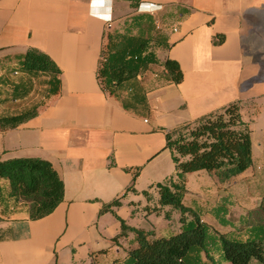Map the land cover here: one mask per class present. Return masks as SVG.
I'll list each match as a JSON object with an SVG mask.
<instances>
[{
  "label": "crops",
  "instance_id": "obj_1",
  "mask_svg": "<svg viewBox=\"0 0 264 264\" xmlns=\"http://www.w3.org/2000/svg\"><path fill=\"white\" fill-rule=\"evenodd\" d=\"M141 3L165 15L156 22L167 45L156 54L177 60L183 80H169L154 63L116 96L98 78L108 1L0 0V116L38 107L35 117L0 130V158L49 160L65 184L55 211L31 220L0 177V228L17 232L0 239V264L122 263L137 242L134 231L120 235L118 217L155 237L180 232V212L161 206L157 187L177 173L167 135L232 102L251 129L252 164L224 183L204 169L188 172L183 202L216 232L232 234L264 198V0ZM31 48L55 61L56 78L22 72ZM116 198L120 206L100 212Z\"/></svg>",
  "mask_w": 264,
  "mask_h": 264
},
{
  "label": "trees",
  "instance_id": "obj_2",
  "mask_svg": "<svg viewBox=\"0 0 264 264\" xmlns=\"http://www.w3.org/2000/svg\"><path fill=\"white\" fill-rule=\"evenodd\" d=\"M130 1L137 6L138 0ZM125 25L123 30H111L110 26L105 33L98 69L103 90L117 96L124 82L137 78L154 63L165 67L169 80L180 83L183 71L179 62L171 58L160 61L157 57L156 49L166 46L167 38L159 31L156 17L134 14ZM21 70L31 76L50 74L52 78L60 73L55 61L37 48L24 54ZM37 114L38 107L34 106L17 114L2 115L0 130L15 128ZM167 148L172 152L177 173L158 183L160 204L180 212L182 229L168 237H153L152 231L131 227L117 216L122 226L120 235L134 231L137 245L129 250L125 261L114 264H205L203 255L212 264H264V198L251 212L253 218L232 234L216 232L196 209L183 202L188 172L204 169L224 183L252 164L251 129L243 120L240 102H232L168 133ZM0 177L8 180L11 196L28 206L31 220L51 214L64 199V181L49 160L0 158ZM129 189L135 190L133 186ZM121 204V199L116 198L100 212ZM166 216L170 217L168 213Z\"/></svg>",
  "mask_w": 264,
  "mask_h": 264
},
{
  "label": "rangeland",
  "instance_id": "obj_3",
  "mask_svg": "<svg viewBox=\"0 0 264 264\" xmlns=\"http://www.w3.org/2000/svg\"><path fill=\"white\" fill-rule=\"evenodd\" d=\"M108 4L110 6L111 14L113 16V19H112L113 27L111 28V30H114V29L123 30L126 27L125 21L130 19V17L134 14H138V13L153 14L157 11V9L153 10L152 12L146 10L145 6H142L141 0H138L137 6H133L132 1L130 0H108ZM161 16L163 15L156 14V21L157 19L162 21ZM162 18H165V15ZM171 19L172 17L168 16L165 19V21L169 24ZM158 29L161 32L164 30L162 26H160ZM15 235H17V232L15 231V229L8 228V227L0 228V238H6L10 236H15Z\"/></svg>",
  "mask_w": 264,
  "mask_h": 264
},
{
  "label": "built area",
  "instance_id": "obj_4",
  "mask_svg": "<svg viewBox=\"0 0 264 264\" xmlns=\"http://www.w3.org/2000/svg\"><path fill=\"white\" fill-rule=\"evenodd\" d=\"M106 1H108V0H106ZM142 6H145V9L150 11V12L155 10V5H153V4H145V5L142 4ZM105 19L108 22L109 26H111V22H112V19H113L112 18V14L109 13V15H105Z\"/></svg>",
  "mask_w": 264,
  "mask_h": 264
}]
</instances>
